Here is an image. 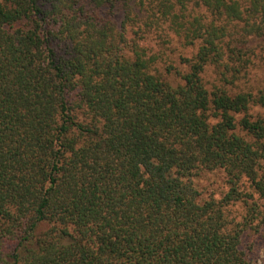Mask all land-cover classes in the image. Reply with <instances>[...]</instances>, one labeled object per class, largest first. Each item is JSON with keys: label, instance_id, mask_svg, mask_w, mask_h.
<instances>
[{"label": "trees", "instance_id": "1", "mask_svg": "<svg viewBox=\"0 0 264 264\" xmlns=\"http://www.w3.org/2000/svg\"><path fill=\"white\" fill-rule=\"evenodd\" d=\"M255 67L264 0H0V264H250ZM215 171L228 190L201 200L191 178Z\"/></svg>", "mask_w": 264, "mask_h": 264}, {"label": "rangeland", "instance_id": "2", "mask_svg": "<svg viewBox=\"0 0 264 264\" xmlns=\"http://www.w3.org/2000/svg\"><path fill=\"white\" fill-rule=\"evenodd\" d=\"M120 18L121 15L119 14L117 19L120 20ZM154 48L156 47L154 46ZM160 52L164 54V60L171 63L178 70H182L183 67L180 64V58L190 57L194 50L188 48L183 49L179 47L176 42H172L162 48ZM160 68L164 73V64H162ZM169 77L173 78L174 76ZM208 78L209 77L206 79ZM252 79L253 88L263 86L264 75L259 67L253 69ZM191 182L199 193V198L201 200L210 198L220 200L228 190V185L226 184V179L222 171L198 173L191 178ZM226 212L229 218L233 219L235 222H241L245 214L244 208L239 203L228 206ZM239 248L250 264H264V227H258L257 224L254 223L252 227L245 229L241 237Z\"/></svg>", "mask_w": 264, "mask_h": 264}]
</instances>
